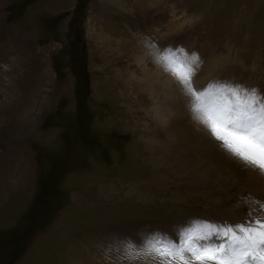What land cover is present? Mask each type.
Segmentation results:
<instances>
[{
  "label": "rangeland",
  "instance_id": "374dc122",
  "mask_svg": "<svg viewBox=\"0 0 264 264\" xmlns=\"http://www.w3.org/2000/svg\"><path fill=\"white\" fill-rule=\"evenodd\" d=\"M170 49L264 94V0H0V264H158L146 238L264 219Z\"/></svg>",
  "mask_w": 264,
  "mask_h": 264
},
{
  "label": "snow or ice",
  "instance_id": "6c2138e0",
  "mask_svg": "<svg viewBox=\"0 0 264 264\" xmlns=\"http://www.w3.org/2000/svg\"><path fill=\"white\" fill-rule=\"evenodd\" d=\"M183 51L170 49L163 60L192 97V112L231 155L264 174V94L226 81L196 90L198 56L188 58ZM177 234L178 242L162 233L146 238L138 250L158 264H264V219L259 217L238 224L194 221ZM131 259L138 262L140 255Z\"/></svg>",
  "mask_w": 264,
  "mask_h": 264
},
{
  "label": "trees",
  "instance_id": "16d2710c",
  "mask_svg": "<svg viewBox=\"0 0 264 264\" xmlns=\"http://www.w3.org/2000/svg\"><path fill=\"white\" fill-rule=\"evenodd\" d=\"M82 74H83V76H84L85 79H86V84H85V86H86V88H87V84H88L87 74H88V73H87L86 69H83Z\"/></svg>",
  "mask_w": 264,
  "mask_h": 264
}]
</instances>
